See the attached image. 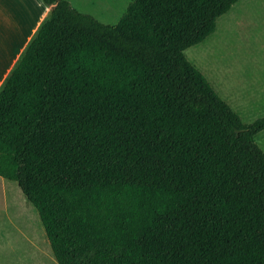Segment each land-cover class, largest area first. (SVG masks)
<instances>
[{"label":"trees","instance_id":"obj_1","mask_svg":"<svg viewBox=\"0 0 264 264\" xmlns=\"http://www.w3.org/2000/svg\"><path fill=\"white\" fill-rule=\"evenodd\" d=\"M48 8L0 91V176L57 264H264V116L243 123L183 51L239 0Z\"/></svg>","mask_w":264,"mask_h":264},{"label":"rangeland","instance_id":"obj_2","mask_svg":"<svg viewBox=\"0 0 264 264\" xmlns=\"http://www.w3.org/2000/svg\"><path fill=\"white\" fill-rule=\"evenodd\" d=\"M67 1L78 12L89 14L101 23L113 25L131 0ZM3 5V0H0V9ZM27 16H22L21 20ZM40 20L39 16L38 20L30 23L28 32L21 38L19 36L25 28V22L18 24L13 32L7 33V73L0 77V89L22 58ZM13 25L7 22L6 32ZM183 54L243 123L264 116V0L237 1L216 19L213 33L186 48ZM254 139L264 152V130L257 133Z\"/></svg>","mask_w":264,"mask_h":264},{"label":"crops","instance_id":"obj_3","mask_svg":"<svg viewBox=\"0 0 264 264\" xmlns=\"http://www.w3.org/2000/svg\"><path fill=\"white\" fill-rule=\"evenodd\" d=\"M3 4V8L0 9L2 10L0 14V30H2L0 33V77L7 73L5 55L7 33L14 30L18 24L25 22V28L19 36L21 38L28 32L29 24L38 20L40 16V24L32 32L30 43L49 12L39 0H30L29 5L28 0H3ZM24 15L29 16L21 20ZM7 22L14 25L6 32ZM0 264H57L35 207L25 198L16 181L1 176Z\"/></svg>","mask_w":264,"mask_h":264}]
</instances>
